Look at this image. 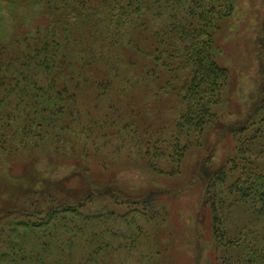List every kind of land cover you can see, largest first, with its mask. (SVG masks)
Listing matches in <instances>:
<instances>
[{
  "label": "rangeland",
  "instance_id": "374dc122",
  "mask_svg": "<svg viewBox=\"0 0 264 264\" xmlns=\"http://www.w3.org/2000/svg\"><path fill=\"white\" fill-rule=\"evenodd\" d=\"M230 1L215 49L229 78L214 91L212 117L185 118L189 105L191 113L197 109L185 90L192 72L178 57L180 78L160 91L149 81L82 82L73 127L59 143L31 159L0 160V183L19 187L16 194L55 200L59 194L75 203L92 192L90 212L111 215L96 225L111 247L94 264H264V215L248 202L229 209L206 203L203 168L236 160L235 146L237 158L264 167V141L248 140L264 131V110H258L264 107V0ZM243 125L249 137L238 134L243 139L235 145L232 133ZM217 193L236 202L225 185Z\"/></svg>",
  "mask_w": 264,
  "mask_h": 264
},
{
  "label": "trees",
  "instance_id": "16d2710c",
  "mask_svg": "<svg viewBox=\"0 0 264 264\" xmlns=\"http://www.w3.org/2000/svg\"><path fill=\"white\" fill-rule=\"evenodd\" d=\"M231 9L230 0H0V160L31 159L59 143L73 127L82 82L149 81L160 91L180 78L173 63L178 57L192 72L185 90L197 109L191 113L189 105L185 118L212 117L213 94L229 78L215 49ZM248 131L245 125L233 131L235 145ZM256 139L264 141L262 128L248 140ZM233 157L217 170L203 168L206 203L229 209L248 202L264 215V167L237 158L236 146ZM223 185L236 202L217 193ZM17 190L7 180L0 183V264H94L92 258L111 247L96 226L111 215L97 217L86 207L92 192L74 203L65 195L55 200Z\"/></svg>",
  "mask_w": 264,
  "mask_h": 264
}]
</instances>
